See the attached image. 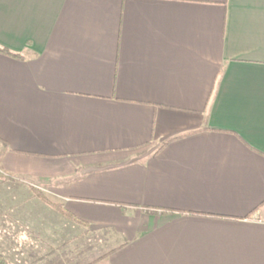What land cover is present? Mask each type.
I'll return each mask as SVG.
<instances>
[{
  "label": "crops",
  "instance_id": "0c3cea01",
  "mask_svg": "<svg viewBox=\"0 0 264 264\" xmlns=\"http://www.w3.org/2000/svg\"><path fill=\"white\" fill-rule=\"evenodd\" d=\"M0 47L5 264H264V0H0Z\"/></svg>",
  "mask_w": 264,
  "mask_h": 264
},
{
  "label": "trees",
  "instance_id": "16d2710c",
  "mask_svg": "<svg viewBox=\"0 0 264 264\" xmlns=\"http://www.w3.org/2000/svg\"><path fill=\"white\" fill-rule=\"evenodd\" d=\"M0 53L4 54V55H9L12 57H21L20 54L18 53H13L10 50L6 49V48H1L0 47ZM8 180V179H7ZM35 195L38 199L42 200L47 206H49L50 208H52L53 210H55L57 213H59L61 216H63L64 218L73 221L75 223H79L82 225H85V222L81 221L80 219H78L76 216H74L73 214H71L68 210L65 209V207H63L61 204H58L52 200H50L49 198H47L45 195H43L40 191H36ZM120 246L114 247L109 249L108 251L101 253V254H97L95 257H93V259L87 263V264H92L102 258H104L105 256L109 255L110 253H112L113 251H115L117 248H119ZM0 264H5V260L3 259L2 255L0 254Z\"/></svg>",
  "mask_w": 264,
  "mask_h": 264
},
{
  "label": "rangeland",
  "instance_id": "374dc122",
  "mask_svg": "<svg viewBox=\"0 0 264 264\" xmlns=\"http://www.w3.org/2000/svg\"><path fill=\"white\" fill-rule=\"evenodd\" d=\"M8 181L7 180H5V179H3V177H0V184L2 185V184H6ZM18 193H21L22 195H23V197L22 196H19V198H27L28 196H26L25 197V195H24V191H21V192H18ZM43 195H45L47 198H49L44 192H41ZM3 194H4V192L3 191H0V199H2L4 196H3ZM50 199V198H49ZM51 200V199H50ZM117 242V241H116ZM115 242V243H116ZM111 245H113V244H111ZM111 245H109V246H111ZM108 246V247H109Z\"/></svg>",
  "mask_w": 264,
  "mask_h": 264
}]
</instances>
